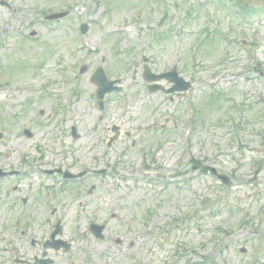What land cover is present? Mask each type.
<instances>
[{"label":"rangeland","instance_id":"rangeland-1","mask_svg":"<svg viewBox=\"0 0 264 264\" xmlns=\"http://www.w3.org/2000/svg\"><path fill=\"white\" fill-rule=\"evenodd\" d=\"M233 1L260 11L242 23L228 0H0V168L87 171L81 187L46 176L50 205L39 179L0 184L1 247L15 240L14 257L37 254L12 234L28 197L32 236L44 242L60 221L74 242L70 256L45 255L50 264H264V0ZM55 13L68 15L48 20ZM102 63L122 88L104 110L91 83ZM146 64L156 75L176 67L192 87L151 93L172 85L145 81ZM91 223L107 224L106 239Z\"/></svg>","mask_w":264,"mask_h":264},{"label":"water","instance_id":"water-1","mask_svg":"<svg viewBox=\"0 0 264 264\" xmlns=\"http://www.w3.org/2000/svg\"><path fill=\"white\" fill-rule=\"evenodd\" d=\"M64 14H56L53 16H50L51 19H58L63 17ZM87 32V27L84 26L83 27V33ZM144 78L148 81V82H155V81H159L162 79H166L169 82L175 83V86L171 89L166 91L167 93H171L174 91H178V92H182V91H187L190 88V84L185 82L183 79H181L177 72L174 71L173 73L170 74H162V75H154L151 70L148 68V66L145 67V74H144ZM93 82L95 84L98 85L99 89H98V93H97V97L99 99V103L101 106H103V98L105 97V95L107 93L113 92V91H119L120 88L115 87V83L118 82H113V81H109L105 75L104 69L103 68H99L97 70V72L95 73V76L93 78ZM154 91L157 90H164L162 86L160 85H156L153 87ZM195 170L199 169V167H195ZM201 172L204 174H207L208 172H211L213 175L218 176L219 178H221V180L226 183V184H230L229 178H227L224 175H219L217 173V171L210 167V166H206V167H202L201 168ZM103 230L102 227L98 228V232L100 233ZM100 236V234H98Z\"/></svg>","mask_w":264,"mask_h":264},{"label":"flooded vegetation","instance_id":"flooded-vegetation-1","mask_svg":"<svg viewBox=\"0 0 264 264\" xmlns=\"http://www.w3.org/2000/svg\"><path fill=\"white\" fill-rule=\"evenodd\" d=\"M59 175H61V176H63L62 174H59ZM96 176H98L97 174H95ZM101 176V175H100ZM60 177V176H59ZM86 177V176H85ZM83 180H84V177L82 178V179H79V180H66L67 182L69 181V183L67 184V185H74L75 183H77V185H78V187H81V181L83 182ZM71 181V182H70ZM80 189V188H79ZM90 189H91V187H90ZM89 189V190H90ZM89 190H88V192H89ZM67 194V193H66ZM83 205V204H82ZM105 225V230H104V234H105V236H106V231H107V224H104ZM93 232L95 233V231L93 230ZM52 233V232H51ZM50 233V235H52ZM22 234H24V232H22ZM26 236H28V234L26 235ZM108 236V235H107ZM106 236V237H107ZM50 238H51V236H49L48 237V239H46L44 242H41L40 240H38L37 238H35V239H33V240H35V244L33 245V247H35V248H37L38 249V252H37V254L36 255H34V257H33V259H32V261H28V260H24V259H22V258H17V259H15V257H14V259H11V260H9L11 263H14V264H16V263H19V262H22V261H26L25 263H22V264H35L36 263V261H37V259L38 260H43L44 262H43V264H50V262L49 261H47V258H50V256H51V251H54L55 253H58L59 251H55L54 249H46L45 248V246H47L48 244H50V245H54V243H53V241H51L50 242ZM104 239H106V238H104ZM30 240H32V239H30ZM33 240H32V242H33ZM113 240V242L114 243H116L119 239H117V238H112L110 241H112ZM121 240H123V239H121ZM133 245L134 244H132V245H130L131 246V248L133 247ZM130 249V248H129ZM12 250V252H15L16 251V249L14 248V249H11ZM130 250H133V249H130ZM46 255V259H44L43 257ZM51 260V259H50ZM53 264H55V262L53 263Z\"/></svg>","mask_w":264,"mask_h":264},{"label":"trees","instance_id":"trees-1","mask_svg":"<svg viewBox=\"0 0 264 264\" xmlns=\"http://www.w3.org/2000/svg\"><path fill=\"white\" fill-rule=\"evenodd\" d=\"M239 8V13H237L236 15L238 16V19H240L242 22H246L247 19H250L252 15L254 14H258L259 13V9L258 10H248L247 7L239 4L237 5Z\"/></svg>","mask_w":264,"mask_h":264}]
</instances>
